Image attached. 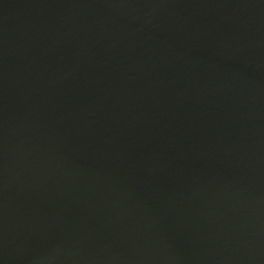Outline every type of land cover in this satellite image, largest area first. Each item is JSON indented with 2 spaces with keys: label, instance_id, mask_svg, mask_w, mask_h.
<instances>
[{
  "label": "water",
  "instance_id": "obj_1",
  "mask_svg": "<svg viewBox=\"0 0 264 264\" xmlns=\"http://www.w3.org/2000/svg\"><path fill=\"white\" fill-rule=\"evenodd\" d=\"M0 264H264V0H0Z\"/></svg>",
  "mask_w": 264,
  "mask_h": 264
}]
</instances>
